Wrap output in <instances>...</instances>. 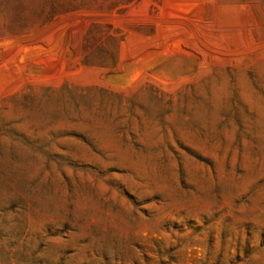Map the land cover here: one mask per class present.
<instances>
[{"label":"rangeland","instance_id":"obj_1","mask_svg":"<svg viewBox=\"0 0 264 264\" xmlns=\"http://www.w3.org/2000/svg\"><path fill=\"white\" fill-rule=\"evenodd\" d=\"M0 264H264V0H0Z\"/></svg>","mask_w":264,"mask_h":264}]
</instances>
